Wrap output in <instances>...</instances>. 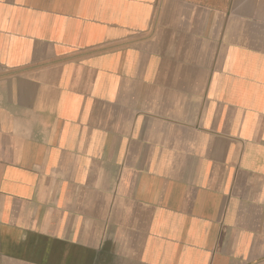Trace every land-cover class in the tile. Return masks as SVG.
<instances>
[{
    "label": "crops",
    "instance_id": "0c3cea01",
    "mask_svg": "<svg viewBox=\"0 0 264 264\" xmlns=\"http://www.w3.org/2000/svg\"><path fill=\"white\" fill-rule=\"evenodd\" d=\"M0 264H264V0H0Z\"/></svg>",
    "mask_w": 264,
    "mask_h": 264
}]
</instances>
